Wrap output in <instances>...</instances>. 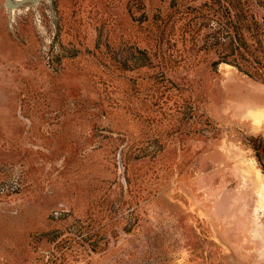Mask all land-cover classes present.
I'll use <instances>...</instances> for the list:
<instances>
[{
	"label": "rangeland",
	"instance_id": "obj_1",
	"mask_svg": "<svg viewBox=\"0 0 264 264\" xmlns=\"http://www.w3.org/2000/svg\"><path fill=\"white\" fill-rule=\"evenodd\" d=\"M263 31L264 0H0V264H264Z\"/></svg>",
	"mask_w": 264,
	"mask_h": 264
},
{
	"label": "trees",
	"instance_id": "obj_2",
	"mask_svg": "<svg viewBox=\"0 0 264 264\" xmlns=\"http://www.w3.org/2000/svg\"><path fill=\"white\" fill-rule=\"evenodd\" d=\"M229 24L233 27V32L228 33L224 27V35L221 36V39L226 42L228 40L227 43L222 44L227 46L228 52H226L222 56V58H224V60H228L231 57V62H234V64L240 69L244 70L249 75H252V72H250L246 67L247 63L251 60L253 56L249 54L250 50H247L245 46L246 38L244 37V34L241 31L243 25L238 21H231ZM258 43L260 44V46L258 47L260 50V54L257 57V60L259 64H261V66H264V58H262L264 57V55H262L264 53V40L260 38L258 39ZM261 49L263 50L261 51ZM222 61L223 60H221L220 62ZM255 72L258 73L260 76H264V72L259 71V69H257ZM248 140L251 147L255 151L256 159L262 171L264 172V135L260 134L257 136H250Z\"/></svg>",
	"mask_w": 264,
	"mask_h": 264
},
{
	"label": "bare ground",
	"instance_id": "obj_3",
	"mask_svg": "<svg viewBox=\"0 0 264 264\" xmlns=\"http://www.w3.org/2000/svg\"><path fill=\"white\" fill-rule=\"evenodd\" d=\"M251 97L252 96H245L240 98L244 100L246 106L249 109L247 115L253 121V127L257 128L260 124L264 122V111H262L264 99Z\"/></svg>",
	"mask_w": 264,
	"mask_h": 264
}]
</instances>
